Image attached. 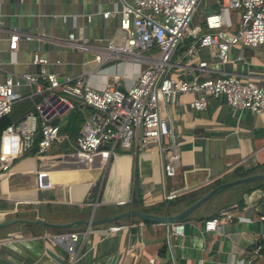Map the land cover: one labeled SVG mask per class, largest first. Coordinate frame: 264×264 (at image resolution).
<instances>
[{"label":"crops","instance_id":"crops-1","mask_svg":"<svg viewBox=\"0 0 264 264\" xmlns=\"http://www.w3.org/2000/svg\"><path fill=\"white\" fill-rule=\"evenodd\" d=\"M123 1L131 0H0V79L5 74L35 75L37 65L31 62V53L36 51L47 59L44 69L58 79L81 75L91 87L124 88L145 62L135 64L126 58L98 62L93 58L107 43H124L117 33L115 11ZM105 9L111 13L102 17L100 11ZM216 9L217 0L207 1L201 19L194 11L192 24L203 28V14ZM85 14L91 15L89 21ZM221 30L227 34L231 27ZM9 31L19 35L13 49L7 47ZM68 32L77 41L82 39L84 48L68 43ZM192 41L183 37L171 56L176 77L229 72L264 87L261 45H230L221 63L212 47L195 45L185 54ZM200 60L205 61L204 66L197 65ZM36 83L45 82L38 79L14 87L20 94L15 101H37ZM192 97L191 92L176 93L170 109L166 103L162 110L171 133L161 139L165 153L174 155L171 176L162 175L153 143L138 148L131 141L128 148H116L106 162L97 153L86 162L71 152L48 148L40 157L32 151H19L6 168H0V264H67L64 244L54 236L69 232L76 234L72 264H236L249 257L256 239L264 238L262 188L239 196L229 185L224 193L213 195L219 188L175 221H144L137 215L141 212L129 206L133 182L143 206L169 204L164 212L148 214L171 215L186 205L171 204L174 197L164 199L165 190L196 187L202 194L211 187L207 185L211 179L230 180L237 177L236 171L264 162V112L231 108L221 97L211 96L197 110L188 105ZM255 168L246 175L264 172ZM38 172H43L40 184ZM208 217L217 218L214 229L203 228ZM176 221L182 223L180 234L171 231ZM111 225L118 228L108 230ZM162 245L164 250L159 253ZM250 264L263 262L254 256Z\"/></svg>","mask_w":264,"mask_h":264},{"label":"built area","instance_id":"built-area-1","mask_svg":"<svg viewBox=\"0 0 264 264\" xmlns=\"http://www.w3.org/2000/svg\"><path fill=\"white\" fill-rule=\"evenodd\" d=\"M198 1L121 2L115 11L117 29L123 32L124 43H107L93 54V58L98 62L126 58L135 64L139 60L146 63L142 69L134 71L132 81L122 89L112 85L91 87L81 75L58 79L53 72L44 69L47 59L36 51L31 53V62L37 65L35 75L23 73L15 77L5 74L0 79V116L6 114L19 98V92L14 89L18 84L38 79L45 83H36L39 99L33 102L32 109L0 130V168H6L19 151L33 146L32 152L40 157L52 141L61 140L64 135L48 119L74 104L84 111L72 154L89 162L92 154L97 153L106 162L116 148H128L131 141L138 148L153 143L158 148L163 176L174 174L171 164L174 155L166 154L161 145L162 137H171L162 110L167 102H172L176 93H193L188 105L197 110L203 109L207 97L211 96L221 97L231 108L245 107L254 113L264 112V87L252 79H240L229 72L189 79L176 77L170 59L183 37L193 40L185 48V54L191 53L195 45L212 47L214 57L221 63L226 60L227 49L233 44L261 45L264 49V0H217V9L203 14V28L189 23ZM233 10L234 24L230 15ZM110 13L109 9L100 11L102 17ZM90 16L85 14V20L89 21ZM228 27H231L230 32L224 34L221 29ZM18 36L16 31L8 32L9 49L15 47ZM23 37L28 38L29 35L24 34ZM67 40L76 47L84 48L83 40L77 41L71 32L67 33ZM134 47L136 49L132 50ZM197 65L204 66L205 61L200 60ZM115 76L113 74V78ZM36 132L39 136L34 143ZM42 176L43 172L37 173L38 184ZM177 193L176 189L165 190L162 197L169 199ZM216 222V217L204 219L203 228L214 229ZM117 228L111 225L108 230ZM181 230L182 223L176 221L172 224L173 233L180 234ZM54 238L64 244L66 263L72 264L76 234L60 233ZM254 256H260L264 264V252H260L258 245L252 247L249 257L237 260L236 264H250Z\"/></svg>","mask_w":264,"mask_h":264},{"label":"trees","instance_id":"trees-1","mask_svg":"<svg viewBox=\"0 0 264 264\" xmlns=\"http://www.w3.org/2000/svg\"><path fill=\"white\" fill-rule=\"evenodd\" d=\"M32 100L34 101L35 99L33 98ZM32 107H33V104H32V102H29L28 99L23 98L22 101H20V102H17V101L13 102L10 110L6 114H3L2 116H0V130L6 124L11 123V122H15L18 119H20L23 116L24 112L27 111L28 109H32ZM83 111H84V109H82L79 105L74 104L71 108H69L66 111L64 120L62 122H58L56 120V118H52V116L48 119L50 123L57 125L59 133L65 134V137H63L60 141H58V142L52 141L50 143V145L48 146V150L49 149L50 150H56L54 152H71V151H73L74 139L78 133V128H79L80 123L82 121V112ZM38 136H39V134H38V132H36L34 135V143L37 140ZM32 149H33V146L31 148H29L28 150H25V152H30V151H32ZM255 167H253V168H255L254 170H264V162L259 163ZM253 168H249L246 170L241 169L239 171H236L235 176L240 177V176L246 175L248 172H251V170ZM236 169H239V168H236ZM221 181H223V179L221 180L220 178H213V179H211V181L207 185L212 186V185L217 184ZM232 188L234 189L235 193H237L239 196L242 192H250L252 189H256V188L264 189V177L254 179V180L244 182V183L235 184L232 186ZM200 192H201V190L196 188V187L186 189L183 191H179L174 196V198H172L171 204H176V203L178 204L179 203L180 205H187L195 197H197V195H199ZM239 201H240V198H237L236 202H239ZM228 203H229V201H228ZM168 205H169L168 203L163 201L160 203H156L152 207L143 206L142 205V199L140 197V190L137 187V185L133 182L131 195H130V202H129V206L131 207V209L133 211L141 212V213L159 214L162 211L164 212V210L166 211V209L168 208ZM261 214H262V215H260L261 218L264 219V214L263 213H261ZM209 216H211V215H209ZM184 217L185 216L181 217L180 220L183 219ZM144 221H149V220L146 219ZM255 245L259 246L260 252H262V253L264 252V238L256 239V241L253 243V246H255ZM163 250H164V245H162L158 251H159V253H162Z\"/></svg>","mask_w":264,"mask_h":264},{"label":"water","instance_id":"water-1","mask_svg":"<svg viewBox=\"0 0 264 264\" xmlns=\"http://www.w3.org/2000/svg\"><path fill=\"white\" fill-rule=\"evenodd\" d=\"M261 177H264V172L245 175V176L236 177V178H233L230 180L219 182V183L211 186L210 188H208L205 192L200 194L197 198H195L191 203H189L188 205L183 207L181 210H179L178 212L171 214V215L159 216V215H152V214H148V213H137V215L141 218L150 219V220H154V221H175V220L179 219L180 217H182L183 215H185L189 210H191V209L195 208L197 205H199L202 201H204L215 190L222 188V187L229 186V185L244 183V182L251 181L254 179H258ZM128 213L131 214V211L128 210ZM123 214H125V213H123ZM111 218L112 217H110L108 219H111Z\"/></svg>","mask_w":264,"mask_h":264},{"label":"rangeland","instance_id":"rangeland-1","mask_svg":"<svg viewBox=\"0 0 264 264\" xmlns=\"http://www.w3.org/2000/svg\"><path fill=\"white\" fill-rule=\"evenodd\" d=\"M207 1H210V0H199L196 7H195V12L196 14L199 16V18L201 19V16H202V9L204 8L205 4ZM233 11L230 12V15H231V21H232V24H234V17H232L233 15ZM193 17H194V14H192L191 18H190V21L189 23L192 24L193 23ZM200 22V21H199ZM117 33L121 34L122 35V31L121 30H117ZM144 67V65H140V68L139 69H142ZM170 102H167V105H168V109H170V106H169ZM67 111V110H66ZM66 111L60 113V114H53L52 115V118H56V120L58 122H62L64 120V117H65V114H66ZM49 121V120H48ZM155 147L157 148V145L155 144ZM226 190V188H220L219 190H217L213 195H218L220 194L221 192L224 193V191ZM203 207V206H202ZM197 209H203V208H197ZM199 211V210H198Z\"/></svg>","mask_w":264,"mask_h":264}]
</instances>
